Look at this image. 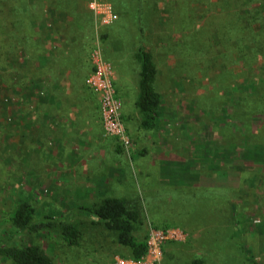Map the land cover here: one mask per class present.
<instances>
[{
    "label": "rangeland",
    "instance_id": "rangeland-1",
    "mask_svg": "<svg viewBox=\"0 0 264 264\" xmlns=\"http://www.w3.org/2000/svg\"><path fill=\"white\" fill-rule=\"evenodd\" d=\"M23 1L0 0V238L19 234L56 264L133 260L77 211L116 197L141 213L137 235L156 251L146 264H264V53L247 46L241 70L206 26L212 42L193 51L192 64L173 39L178 0H108L106 16L88 0ZM191 2L183 14L197 29L211 7ZM231 2L241 11L251 4ZM255 7L264 14V0ZM21 11L22 44L12 36ZM256 29L264 39V21ZM139 48L159 69L152 131L140 127L135 105ZM22 199L46 225L38 233H16ZM71 213L79 246L49 225Z\"/></svg>",
    "mask_w": 264,
    "mask_h": 264
},
{
    "label": "trees",
    "instance_id": "trees-1",
    "mask_svg": "<svg viewBox=\"0 0 264 264\" xmlns=\"http://www.w3.org/2000/svg\"><path fill=\"white\" fill-rule=\"evenodd\" d=\"M194 1L196 5L207 4L211 8L208 17H203L202 22L200 21L202 24L196 29L197 19L194 21L193 16L188 17L183 14L186 8L192 6L191 0H178L179 10L174 15L178 18L176 20L178 22V30L174 32L173 39L179 46L180 56L190 59L191 63L194 64L195 61H192V58H190L191 56H195L193 51L197 53L202 52L200 44L206 43L210 47L209 42L213 38V46L219 45L221 49H224L222 56H226L230 50L231 52H236L235 54L238 55L240 61L235 63L240 64L241 70H243V67L248 62L247 46L251 45L260 54L264 53V39H259L254 34L259 32V29L257 30L256 28L262 27L264 21L263 12L255 7V4L261 0H251V4H247L246 1L247 6L244 5L243 11L236 9L235 5L231 2L232 0H219L218 4L213 3V1L212 3L204 0ZM242 3H244V0H242ZM216 6L221 10H213ZM24 12L17 13L15 19L13 17L12 22L14 27L12 36L21 44L24 40L23 38H19V36L23 33L24 26L28 27L27 16ZM247 15H253L255 22L249 23V27H243L240 20ZM206 26L213 28L212 39L209 35H206ZM194 28L198 33L195 37H192L190 35L195 31ZM247 29H252V32ZM2 32L0 31V39L5 35ZM137 59L140 64V81L139 95L135 105L141 115L140 127L144 130L152 131L158 126L160 118L161 97L157 91L159 69L153 60V56L144 48H139ZM190 60L187 61L186 66H190ZM77 211L81 213L83 218L92 219L93 225L103 226L113 235L114 241L117 244L126 248L131 253L130 257L134 260L139 261L147 254V240L141 239L137 235L142 225L141 213L138 209L129 207L126 200L116 197H106L101 203L91 207H80ZM74 213L67 214L63 218L62 215L56 218L50 217L53 222L49 223V225L57 230L68 245L79 246L82 232L80 230V223L76 221L74 216H71ZM39 216L37 207L29 201L20 200L11 218L13 225L17 229L16 233L22 231L26 234H32L41 231L46 225L42 224V222L39 223ZM0 257H3L11 264H56L51 258L43 254L40 248L25 245L22 236L19 234H13L4 239L0 238ZM253 264L257 263L253 261Z\"/></svg>",
    "mask_w": 264,
    "mask_h": 264
},
{
    "label": "built area",
    "instance_id": "built-area-1",
    "mask_svg": "<svg viewBox=\"0 0 264 264\" xmlns=\"http://www.w3.org/2000/svg\"><path fill=\"white\" fill-rule=\"evenodd\" d=\"M88 6L89 8L94 11L97 14L100 15H107V10H109V14L112 12L111 11V6L109 5L108 0H88ZM116 18V15L114 14V19ZM113 20V19H112ZM153 243L147 242L148 245V250H147V254L144 256V258L152 253H156V251L153 249ZM146 257V258H147ZM144 258H142L141 260L137 261V260H128V261H121V264H146L144 261Z\"/></svg>",
    "mask_w": 264,
    "mask_h": 264
},
{
    "label": "crops",
    "instance_id": "crops-1",
    "mask_svg": "<svg viewBox=\"0 0 264 264\" xmlns=\"http://www.w3.org/2000/svg\"><path fill=\"white\" fill-rule=\"evenodd\" d=\"M62 121H63V117H62ZM63 128H65V127H64L63 122H62V129H63ZM62 132H63V130H62ZM63 135H64V133H63ZM63 135H62V136H63ZM103 186H105V188H106V182H105V181H104V185H103ZM105 191H106V190H105ZM101 194H103V193L101 192Z\"/></svg>",
    "mask_w": 264,
    "mask_h": 264
}]
</instances>
